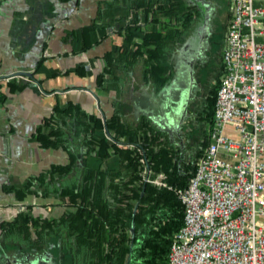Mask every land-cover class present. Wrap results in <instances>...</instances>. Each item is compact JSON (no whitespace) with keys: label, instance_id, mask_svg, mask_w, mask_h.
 <instances>
[{"label":"trees","instance_id":"1","mask_svg":"<svg viewBox=\"0 0 264 264\" xmlns=\"http://www.w3.org/2000/svg\"><path fill=\"white\" fill-rule=\"evenodd\" d=\"M191 17L183 0H99L91 23L71 34L79 51L104 38L106 29L122 38L103 54L105 64L94 77L97 90L116 91L134 65H140L144 82L158 87L168 76L160 59ZM73 71L88 73L81 64ZM26 78L7 84L19 88ZM219 81L197 114L200 126H208L200 128L194 154L143 116L128 121L114 110L102 121L77 103L53 106L32 138L41 148L63 152L65 162L49 164L16 190L19 196L53 198L73 211L54 218L34 216L27 208L0 223V238L33 249L55 241L66 248L70 264H166L183 206L173 191L144 180L143 172L149 179L162 172L173 188L187 183L208 141Z\"/></svg>","mask_w":264,"mask_h":264},{"label":"built area","instance_id":"2","mask_svg":"<svg viewBox=\"0 0 264 264\" xmlns=\"http://www.w3.org/2000/svg\"><path fill=\"white\" fill-rule=\"evenodd\" d=\"M229 9L212 123L194 173L178 188L162 172L150 180L183 206L166 264H264V0H230ZM12 78L27 79L0 72V80Z\"/></svg>","mask_w":264,"mask_h":264},{"label":"crops","instance_id":"3","mask_svg":"<svg viewBox=\"0 0 264 264\" xmlns=\"http://www.w3.org/2000/svg\"><path fill=\"white\" fill-rule=\"evenodd\" d=\"M98 1H0V72L27 73L20 76L30 78L19 88L0 80V223L27 208L35 216L54 218L66 207L73 211V207H65L53 198L19 196L16 190L49 164L65 162L63 152L41 148L32 138L36 126L52 113L53 106L77 103L85 112L100 118L124 108L121 116L135 121L140 116L136 112L139 100L148 99L151 83L143 81L140 65L123 74L116 91L104 93L96 89L94 77L105 64L103 54L122 38L106 29L104 38L79 51L71 32L91 23ZM77 64L88 73L73 71ZM114 95L122 99H117L116 107Z\"/></svg>","mask_w":264,"mask_h":264},{"label":"flooded vegetation","instance_id":"4","mask_svg":"<svg viewBox=\"0 0 264 264\" xmlns=\"http://www.w3.org/2000/svg\"><path fill=\"white\" fill-rule=\"evenodd\" d=\"M191 19L160 59L168 76L157 87L150 84L148 99L139 100L136 112L163 131L171 143L182 145L188 133L183 121H195L204 99L221 78V51L230 18V0H183ZM193 112L189 114V108ZM139 116V117H140ZM38 258V264H57L47 250L23 252L19 258L0 254V264Z\"/></svg>","mask_w":264,"mask_h":264},{"label":"rangeland","instance_id":"5","mask_svg":"<svg viewBox=\"0 0 264 264\" xmlns=\"http://www.w3.org/2000/svg\"><path fill=\"white\" fill-rule=\"evenodd\" d=\"M115 95L112 97L114 107L117 106V104H116L118 102L117 99L122 100L121 98H118ZM124 96L126 97V94H124L122 97H124ZM125 97L123 98L124 102L127 101L125 99ZM127 110H129V108H127ZM188 110H189V114H190L193 112L194 109H193V107H190ZM123 111H125L124 108L120 112H118V114L121 115V113ZM207 126H208L207 123H203L200 126V123L198 121H195L191 115H189V117L183 121L182 130L188 133L187 138L185 140V143L191 152L190 154H194V151H195L194 148H195L196 144L198 143V140H199L200 134H201L200 128H207ZM146 177H147V173L144 174V172H143V179L146 180ZM153 178L149 179L147 177L149 182H151L150 180H152ZM66 209H67V207H66ZM44 249L47 250V252L50 254L52 259L57 264H69V257H68V254L66 253V248L58 247L56 245L55 241L53 243L45 242V243H43L41 248H38V249L34 248L33 249V248L29 247L28 245L17 244V243L11 242L9 240H3L0 238V251L3 252L5 254V256L8 258H12V257L19 258L21 256V254H23V252H29V251L34 252V251L44 250Z\"/></svg>","mask_w":264,"mask_h":264},{"label":"water","instance_id":"6","mask_svg":"<svg viewBox=\"0 0 264 264\" xmlns=\"http://www.w3.org/2000/svg\"><path fill=\"white\" fill-rule=\"evenodd\" d=\"M18 75H29L27 73H19ZM101 119L102 121H104V115H101ZM0 254H3L5 256V254L3 252L0 251ZM16 263L15 264H38L39 263V259L38 258H32L28 261H25V260H21V259H18L17 261H15Z\"/></svg>","mask_w":264,"mask_h":264}]
</instances>
